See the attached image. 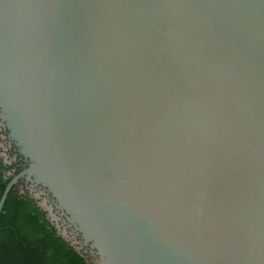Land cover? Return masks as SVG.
Masks as SVG:
<instances>
[{
  "label": "water",
  "instance_id": "obj_1",
  "mask_svg": "<svg viewBox=\"0 0 264 264\" xmlns=\"http://www.w3.org/2000/svg\"><path fill=\"white\" fill-rule=\"evenodd\" d=\"M0 128L89 264H264V0H0Z\"/></svg>",
  "mask_w": 264,
  "mask_h": 264
},
{
  "label": "trees",
  "instance_id": "obj_2",
  "mask_svg": "<svg viewBox=\"0 0 264 264\" xmlns=\"http://www.w3.org/2000/svg\"><path fill=\"white\" fill-rule=\"evenodd\" d=\"M0 149V200L14 175ZM18 184L11 190L0 216V264H89L63 239L38 201Z\"/></svg>",
  "mask_w": 264,
  "mask_h": 264
},
{
  "label": "flooded vegetation",
  "instance_id": "obj_3",
  "mask_svg": "<svg viewBox=\"0 0 264 264\" xmlns=\"http://www.w3.org/2000/svg\"><path fill=\"white\" fill-rule=\"evenodd\" d=\"M6 131L2 128H0V149H1V155L4 154L3 152L5 151V145L7 146V148L9 147L8 146V142L6 140ZM8 151L10 157L9 158H12L14 157L17 153L15 152V148L12 147V148H9V150H6ZM5 156V155H4ZM24 165V162L22 161V159L18 158L16 162L12 163L11 166H14L15 167V170H22V166Z\"/></svg>",
  "mask_w": 264,
  "mask_h": 264
}]
</instances>
